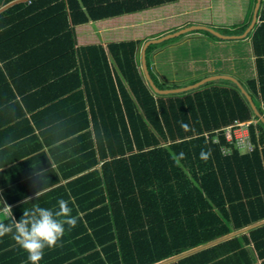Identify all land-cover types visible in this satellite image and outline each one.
Wrapping results in <instances>:
<instances>
[{"label": "trees", "instance_id": "trees-1", "mask_svg": "<svg viewBox=\"0 0 264 264\" xmlns=\"http://www.w3.org/2000/svg\"><path fill=\"white\" fill-rule=\"evenodd\" d=\"M53 1L57 3L51 10H58V19L65 18L63 0L34 2ZM170 1L175 0L154 5ZM246 1L242 21L217 27L221 34L243 33L255 3ZM108 4L87 6L84 13L76 0H69L70 20L78 26L130 10L125 3ZM73 36L75 29L58 41L62 48L56 57L43 61L76 63ZM142 42L111 44L113 70L101 47L80 54V63H86L75 75L80 84H87L88 102L82 92L73 96L81 107L66 116L74 158L64 163L72 166L68 177L75 179L29 203L56 211L59 199L68 200L77 226H65L62 246L45 249L40 264H156L264 220V126L227 81L180 95H156L137 68L135 51ZM251 42L259 87L250 81V93L260 98L255 105L264 115V23L254 30ZM249 121L255 122L248 127L253 150L241 153L226 142L223 129ZM224 149L229 153L223 154ZM201 150L211 151L207 162L200 158ZM181 152L185 157L177 163L173 156ZM20 209L14 210L16 221L23 217ZM0 264H28L27 253L12 234L0 238ZM171 264H264V226Z\"/></svg>", "mask_w": 264, "mask_h": 264}, {"label": "crops", "instance_id": "crops-1", "mask_svg": "<svg viewBox=\"0 0 264 264\" xmlns=\"http://www.w3.org/2000/svg\"><path fill=\"white\" fill-rule=\"evenodd\" d=\"M76 1L84 13L87 6L104 7L108 3L117 6L125 3L130 10L120 16L90 19L86 24L74 26L69 16V0L62 2L66 17L60 19L58 10H51L55 1L33 2L31 7L22 0H0V189L3 200L12 206L14 218V210L21 207L20 216L25 208H32L29 203L37 198V192L64 188L75 179L72 174L68 177L71 172L68 168L72 166L66 167L69 159L74 158L71 142L74 136L67 138L72 126L67 125L66 116H72L81 107L74 95L82 92L88 102L87 84L84 81L80 84L76 75L85 62L80 63V54L89 47L103 48L113 70L115 52L111 55L110 45L140 39L143 42L136 47L135 58L142 73L143 45L162 39L161 43L146 47L145 58L151 78L167 89L184 88L211 76L229 75L242 84L254 103L260 101L252 96L249 86L254 81L259 87L252 34L242 40H227L210 33L212 37L204 30H185L207 26L219 32L217 27L242 21L246 0H175L157 6L154 2L158 0ZM209 21L211 25L206 24ZM65 23L67 27H63ZM263 23L261 10L257 27ZM73 29L76 63L43 61V57H56L62 48L58 41ZM153 45L154 49L148 52ZM239 133L249 135V131H235ZM45 183L46 187H39Z\"/></svg>", "mask_w": 264, "mask_h": 264}, {"label": "clouds", "instance_id": "clouds-1", "mask_svg": "<svg viewBox=\"0 0 264 264\" xmlns=\"http://www.w3.org/2000/svg\"><path fill=\"white\" fill-rule=\"evenodd\" d=\"M184 157L185 154L181 152L174 155L173 159L178 163ZM210 157V150H201L202 160L207 162ZM47 191V188L42 189L36 196L39 197ZM57 205V210L53 211L35 204L31 209L25 208L23 217L16 221L12 206L0 199V238L12 234L16 244L27 253L28 264H40L45 249L54 250L62 246L60 242L65 235V226L67 225L69 229L77 226V217L72 215L73 209L69 206V201L61 198ZM9 218L11 222L6 223Z\"/></svg>", "mask_w": 264, "mask_h": 264}, {"label": "water", "instance_id": "water-1", "mask_svg": "<svg viewBox=\"0 0 264 264\" xmlns=\"http://www.w3.org/2000/svg\"><path fill=\"white\" fill-rule=\"evenodd\" d=\"M263 3L264 0H255L254 3V7L252 10V14H251V18L250 21L247 25V27L245 28V30L243 31V33H241L240 35H223L220 34L219 32H217L216 30L207 27V26H192V27H188L185 30H192V29H199V30H204L206 32H209L219 38H223V39H227V40H242L248 37V35L252 34L253 31L256 29L258 23L260 22V18H261V10H263ZM185 30H182L181 32H186ZM177 36L180 33H176ZM171 37H175V35H171ZM163 40H151V41H147L144 45H143V49L141 51V70H142V74L144 77V80L146 82V84L148 85V87L151 89V91H153L156 95L158 96H170V95H179V94H183V93H188V92H192L196 89H199L200 87L211 83V82H216L219 80L222 81H228L230 83H232L233 85L236 86V88L239 90L240 94L244 97V99L246 100V102L248 103L252 113H253V118H256L257 121L264 126V115L261 114L259 112V110L257 109L252 97L250 96V94H248V92L243 88L242 84L235 79L232 76L229 75H216V76H211L205 79H202L192 85L186 86L184 88H179V89H161L159 88L155 81L153 80V78H151L148 67H147V62H146V58H145V49L148 45L150 44H155V43H161ZM264 226V220L257 222L253 225L247 226L245 228H242L238 231H235L233 233H230L226 236H223L219 239H216L214 241H211L209 243H206L204 245H201L199 247L193 248L189 251H186L184 253H181L179 255H176L174 257H171L169 259H166L164 261H161L159 263L156 264H171L174 262L179 261L180 259H183L185 257H188L190 255H193L195 253H198L200 251H203L205 249L211 248L215 245H218L220 243H223L225 241H228L234 237H238L239 235L242 234H246L248 232H250L253 229H256L258 227Z\"/></svg>", "mask_w": 264, "mask_h": 264}, {"label": "built area", "instance_id": "built-area-1", "mask_svg": "<svg viewBox=\"0 0 264 264\" xmlns=\"http://www.w3.org/2000/svg\"><path fill=\"white\" fill-rule=\"evenodd\" d=\"M26 4L30 5L35 0H22ZM255 123L253 121L245 122V123H235L231 126H228L223 129V136L226 140V142L229 145L234 146L236 149H238L240 152L243 153H250L253 150V144L250 140L249 135L247 134H235V131H245L248 132V127L250 124ZM229 149H224L223 154H228ZM0 199H3L2 192L0 190Z\"/></svg>", "mask_w": 264, "mask_h": 264}, {"label": "rangeland", "instance_id": "rangeland-1", "mask_svg": "<svg viewBox=\"0 0 264 264\" xmlns=\"http://www.w3.org/2000/svg\"><path fill=\"white\" fill-rule=\"evenodd\" d=\"M241 153H243V152H241Z\"/></svg>", "mask_w": 264, "mask_h": 264}]
</instances>
